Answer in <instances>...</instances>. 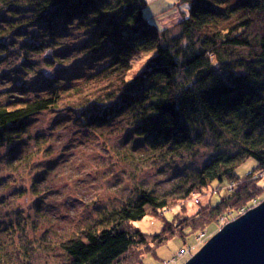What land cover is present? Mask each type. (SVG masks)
Returning <instances> with one entry per match:
<instances>
[{
  "label": "trees",
  "instance_id": "trees-1",
  "mask_svg": "<svg viewBox=\"0 0 264 264\" xmlns=\"http://www.w3.org/2000/svg\"><path fill=\"white\" fill-rule=\"evenodd\" d=\"M178 2L186 4V12L177 34L168 38L167 29L144 17L145 0H0L16 32L41 25L50 37H58L75 26L85 37L81 47L88 51L87 63L96 56L105 59L83 80L53 81L52 86L47 82L50 87L43 94L0 103V142L16 139L20 144L34 115L64 106L81 111L93 101L101 108L87 116L88 124H103L124 112L152 156H182L207 138L218 147L170 191L138 189L134 200L103 213L92 226L62 242L56 264H138L153 246L176 233L183 237L185 228L199 234L215 223L209 239L224 217L251 208L264 195L260 179L252 178L264 170V0ZM148 52L152 55L145 68L127 81L132 59ZM248 158L256 166L237 176L236 168ZM224 180L227 190L215 204L209 199L193 215L182 214L183 201L206 189L219 192ZM172 204L179 209L159 233L149 236L133 226Z\"/></svg>",
  "mask_w": 264,
  "mask_h": 264
},
{
  "label": "rangeland",
  "instance_id": "rangeland-1",
  "mask_svg": "<svg viewBox=\"0 0 264 264\" xmlns=\"http://www.w3.org/2000/svg\"><path fill=\"white\" fill-rule=\"evenodd\" d=\"M145 2L146 20L158 29H167L168 38L174 37L186 4L178 0ZM7 13L0 9V103L43 94L53 81L57 85L83 80L105 63L100 56L87 63L88 51L81 47L85 37L79 28L71 26L58 37H50L41 25L18 33ZM11 32L13 36H9ZM150 55L152 52L132 59L127 81L145 68ZM99 108L101 104L92 101L81 111L68 106L47 110L30 119L20 144L16 139L0 142V264H56L60 244L92 226L103 213L134 200L139 190L155 194L170 191L216 154L218 147L207 138L182 156H152L124 112L106 123L88 124L87 116L94 109L98 113ZM255 166V160L248 158L235 173L244 177ZM256 174L264 184V170ZM227 184L224 180L219 192L206 189L203 195H192L183 201L186 210L182 214L196 211L209 199L215 204ZM177 208L172 204L133 226L153 236L163 224L174 220ZM249 209L224 217L212 236ZM217 227L211 223L202 233L209 234ZM202 233L185 228L183 237L178 233L168 237L144 252L138 264H185L202 246Z\"/></svg>",
  "mask_w": 264,
  "mask_h": 264
},
{
  "label": "water",
  "instance_id": "water-1",
  "mask_svg": "<svg viewBox=\"0 0 264 264\" xmlns=\"http://www.w3.org/2000/svg\"><path fill=\"white\" fill-rule=\"evenodd\" d=\"M185 264H264V200L226 223Z\"/></svg>",
  "mask_w": 264,
  "mask_h": 264
},
{
  "label": "bare ground",
  "instance_id": "bare-ground-1",
  "mask_svg": "<svg viewBox=\"0 0 264 264\" xmlns=\"http://www.w3.org/2000/svg\"><path fill=\"white\" fill-rule=\"evenodd\" d=\"M256 172H259V171H256ZM256 172H254L252 178H255V177H256V175H257ZM263 186H264V184H263ZM262 188H263V190H264V187H262ZM263 200H264V195H263V197L261 198V200H258V201H257V200H254L252 203H253L255 206H257V205H259ZM243 210H245V209H243ZM194 213H195V211L192 212V213H188V212H187V213H185V215H186V216H191V215H193ZM140 231H141V230H140ZM202 235H203L202 237H204V238L201 239L200 237H197V239H198V241L201 239L199 242H202L201 244H202V246H203V245L208 241V239H206L207 234L202 233ZM202 246H200V248H201ZM200 248H199V249H200ZM198 251H199V250H198ZM181 253H182V252H181ZM188 253L191 254L190 250L188 251Z\"/></svg>",
  "mask_w": 264,
  "mask_h": 264
},
{
  "label": "built area",
  "instance_id": "built-area-1",
  "mask_svg": "<svg viewBox=\"0 0 264 264\" xmlns=\"http://www.w3.org/2000/svg\"><path fill=\"white\" fill-rule=\"evenodd\" d=\"M201 238V237H200Z\"/></svg>",
  "mask_w": 264,
  "mask_h": 264
}]
</instances>
